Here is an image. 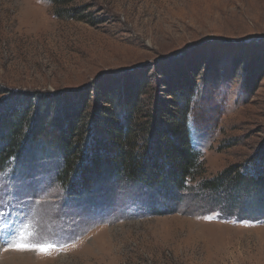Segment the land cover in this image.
I'll return each mask as SVG.
<instances>
[{
    "label": "rangeland",
    "instance_id": "rangeland-1",
    "mask_svg": "<svg viewBox=\"0 0 264 264\" xmlns=\"http://www.w3.org/2000/svg\"><path fill=\"white\" fill-rule=\"evenodd\" d=\"M59 4L0 0V109L85 101L92 143L104 133L89 112L107 108V88L141 97L138 128L156 104L171 107V86L192 82L188 127L203 167L180 192L122 176L93 183L96 171L86 189L90 164L66 179L62 152L31 138L0 167V264H264V216H243L226 192L202 186L231 167L252 169L264 150V0ZM137 140L149 147L150 128Z\"/></svg>",
    "mask_w": 264,
    "mask_h": 264
},
{
    "label": "trees",
    "instance_id": "trees-1",
    "mask_svg": "<svg viewBox=\"0 0 264 264\" xmlns=\"http://www.w3.org/2000/svg\"><path fill=\"white\" fill-rule=\"evenodd\" d=\"M53 1L60 2V8L72 2ZM67 13L70 17L78 15L75 10ZM195 87L186 81L171 86L170 94L174 98L171 107L154 104L155 107L144 116L146 121L138 128L133 122L140 115L141 97L129 95L126 86L111 91L107 88L104 94L107 108L97 104L89 112L91 128H100L104 133L100 138L93 136L92 143L86 140L89 127L83 123L87 112L85 101L76 105L75 98L71 97L52 101L39 99L36 106L32 102L25 104L26 101L11 104L0 109V167L11 157L21 158L29 139L34 138L48 141L62 152L66 179L73 176L78 163L81 166L90 164L91 169L83 175L86 189L91 183L90 175L96 171L98 176L97 179L93 177V183L99 176H122L151 191L180 192L188 188L189 180L199 177L203 167L201 154L191 143L188 127ZM61 104L67 106L63 105L62 115L56 118ZM148 128L152 136L149 147L142 146L137 140L138 134ZM251 162L252 169L231 167L219 177L203 181L202 186L219 193L226 192L223 200L229 201L230 207L241 210L243 216L251 212L254 216H264V150L256 153ZM245 199V207L237 204V200Z\"/></svg>",
    "mask_w": 264,
    "mask_h": 264
},
{
    "label": "snow or ice",
    "instance_id": "snow-or-ice-1",
    "mask_svg": "<svg viewBox=\"0 0 264 264\" xmlns=\"http://www.w3.org/2000/svg\"><path fill=\"white\" fill-rule=\"evenodd\" d=\"M19 250H25V247L24 246H21V245H17L16 246ZM48 246L45 244V245H42V246H39V250L41 251H44Z\"/></svg>",
    "mask_w": 264,
    "mask_h": 264
},
{
    "label": "built area",
    "instance_id": "built-area-1",
    "mask_svg": "<svg viewBox=\"0 0 264 264\" xmlns=\"http://www.w3.org/2000/svg\"><path fill=\"white\" fill-rule=\"evenodd\" d=\"M170 202L174 203L173 201H170Z\"/></svg>",
    "mask_w": 264,
    "mask_h": 264
},
{
    "label": "bare ground",
    "instance_id": "bare-ground-1",
    "mask_svg": "<svg viewBox=\"0 0 264 264\" xmlns=\"http://www.w3.org/2000/svg\"><path fill=\"white\" fill-rule=\"evenodd\" d=\"M254 10V9H253Z\"/></svg>",
    "mask_w": 264,
    "mask_h": 264
}]
</instances>
